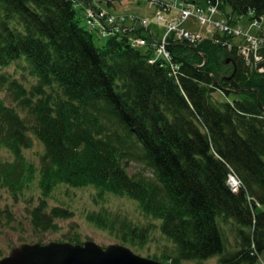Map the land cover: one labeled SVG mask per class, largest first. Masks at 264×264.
<instances>
[{"label":"trees","instance_id":"16d2710c","mask_svg":"<svg viewBox=\"0 0 264 264\" xmlns=\"http://www.w3.org/2000/svg\"><path fill=\"white\" fill-rule=\"evenodd\" d=\"M87 1L109 11L122 5L116 0H0V66L22 61L38 81L31 92L35 100L17 85L27 118L0 100V146L14 157L0 161V186L17 193L31 180L23 149L31 146L32 133L44 146L42 194L58 184L92 185L101 195L136 201L148 218L160 221L159 230L174 245L175 254L158 261L261 260L264 72L247 62L240 46L249 35L264 36V0H174L205 11L213 4L218 10L214 17L243 30L238 36L219 30L211 35L190 16L203 27L193 30L204 36L188 43L169 35L167 49L177 69L161 58L149 62L151 44L164 32L156 17L150 22L134 14L147 22H127V31L103 37L86 23ZM155 5L156 12L162 10ZM241 16L249 19L246 30L233 24ZM94 33L106 38L101 46ZM135 36L145 38V44L131 46L128 38ZM46 87L61 93L53 99ZM217 89L227 98H215ZM131 162L142 169L130 172ZM230 172L240 180L237 192L228 185ZM69 213L64 208L49 215L36 212L34 225L53 229V218ZM88 217L101 228L113 227L101 212ZM143 223H122V237L143 244L148 228ZM227 228L237 234L235 252L227 249ZM77 238L62 241L82 243Z\"/></svg>","mask_w":264,"mask_h":264},{"label":"rangeland","instance_id":"374dc122","mask_svg":"<svg viewBox=\"0 0 264 264\" xmlns=\"http://www.w3.org/2000/svg\"><path fill=\"white\" fill-rule=\"evenodd\" d=\"M156 10L158 9L154 3L145 0L129 1L110 7L112 13L146 16L150 22L154 20ZM172 13L178 14V10L173 9ZM164 15L170 16L166 12ZM239 21L233 24L242 26L244 30L248 29L249 19L247 16H241ZM184 26L190 30L196 28V30L203 31V27L198 26L194 17L185 20ZM250 32L253 33L254 30L251 29ZM94 40L97 46H101L106 38H99L94 33ZM13 82H15V88ZM37 83V79L24 68L22 61L6 67L0 66V100L7 106L15 108L24 118L28 117V108L23 103L25 97L21 96L17 85L19 84L27 90V98L35 100L38 96L32 97L31 92ZM45 90L46 94H50L53 99L61 93V89L58 87H54V89L46 87ZM214 96L219 100L227 98L219 89L214 92ZM228 97L229 99L233 98L232 95ZM29 135L31 136V146L23 149V155L28 163L29 171L32 173L31 180L17 193H12L7 188L0 186V258L23 241L47 243L67 240L71 236H77L80 242L93 240L103 247L113 243L123 244L139 255L157 258V260H162L165 255L175 254L174 245L159 230L160 221L148 218L142 212L140 205L126 196L110 193L101 195L100 190L92 185L71 187L65 184H58L47 196L43 195L38 182L44 146L34 134L29 133ZM13 160V154L0 146V161L12 162ZM130 165L132 173L142 169L141 165L135 162H131ZM146 174L151 175L150 171ZM54 208L68 210L69 216L66 218L54 217L53 221L56 223V227L53 229L42 230L35 227L34 213L45 212L49 215L54 213ZM92 212H101L113 227L101 228L91 222L88 215ZM122 223L129 227L137 223L147 225L148 228L145 230L147 234L144 233L147 235L145 242L139 244L130 238L129 240L123 238L124 229L122 226L120 227ZM227 229V249L230 252H235L240 246L237 234L231 232L229 228ZM260 259L249 264H264V251L260 253ZM194 263L196 261H187L182 264ZM219 263L218 256H215L203 264Z\"/></svg>","mask_w":264,"mask_h":264},{"label":"built area","instance_id":"2783aa9c","mask_svg":"<svg viewBox=\"0 0 264 264\" xmlns=\"http://www.w3.org/2000/svg\"><path fill=\"white\" fill-rule=\"evenodd\" d=\"M118 3L123 4L124 2L135 1V0H116ZM151 3H156L162 6V10L169 14L170 9H177L178 14L171 16H165L162 10L155 13V21L164 26V32L155 40L151 47L153 48L152 55L149 58V62L156 61L161 58L168 66L172 69L179 68L178 63L173 62L171 54L167 49L169 35H174V40H180L185 42H196L204 36L200 32L190 30L184 26L185 20L190 16L196 17L199 24L204 27V30L211 35L215 30H219L221 33H233V35H241L243 30L240 27H232L225 23V19L214 17L218 13L217 7L213 4L207 6V11L201 7H196L195 3L192 2H176L173 0L171 5H162L159 0H145ZM211 3V1H208ZM86 23L92 28L96 29L99 34L103 37L116 35L119 32H125L128 30L125 25L127 22H135L137 24H145L146 18H138L134 14H116L107 10L106 8H94L91 5L85 7ZM131 46L144 45L146 40L143 37L135 36L128 38ZM223 44H226L223 41ZM240 53L244 56L248 63L253 64L258 72H264V36H248V43L244 46H240ZM228 185L230 188L237 192L241 186L239 180L228 177Z\"/></svg>","mask_w":264,"mask_h":264},{"label":"water","instance_id":"95a60500","mask_svg":"<svg viewBox=\"0 0 264 264\" xmlns=\"http://www.w3.org/2000/svg\"><path fill=\"white\" fill-rule=\"evenodd\" d=\"M88 2H84L87 4ZM228 62V60H227ZM217 82V80H216ZM238 93L239 90H229ZM0 264H168L143 257L131 248L113 243L105 247L93 240L82 243L23 242L0 258Z\"/></svg>","mask_w":264,"mask_h":264},{"label":"bare ground","instance_id":"6f19581e","mask_svg":"<svg viewBox=\"0 0 264 264\" xmlns=\"http://www.w3.org/2000/svg\"><path fill=\"white\" fill-rule=\"evenodd\" d=\"M131 166V165H130ZM131 169V168H130ZM228 176H230L231 178H233V179H236V180H239L238 178H237V176L233 173V172H230L229 173V175ZM240 181V180H239ZM123 245V244H122ZM142 256V255H141ZM143 257H145V256H143ZM147 258H150V257H147Z\"/></svg>","mask_w":264,"mask_h":264}]
</instances>
